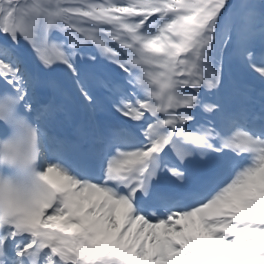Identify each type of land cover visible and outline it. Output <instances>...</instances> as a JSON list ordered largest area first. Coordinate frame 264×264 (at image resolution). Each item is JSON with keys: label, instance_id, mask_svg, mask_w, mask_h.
<instances>
[{"label": "snow or ice", "instance_id": "6c2138e0", "mask_svg": "<svg viewBox=\"0 0 264 264\" xmlns=\"http://www.w3.org/2000/svg\"><path fill=\"white\" fill-rule=\"evenodd\" d=\"M0 264H264V0H0Z\"/></svg>", "mask_w": 264, "mask_h": 264}]
</instances>
